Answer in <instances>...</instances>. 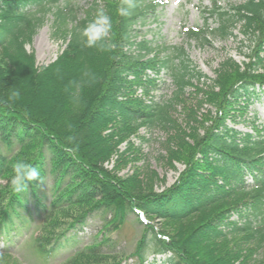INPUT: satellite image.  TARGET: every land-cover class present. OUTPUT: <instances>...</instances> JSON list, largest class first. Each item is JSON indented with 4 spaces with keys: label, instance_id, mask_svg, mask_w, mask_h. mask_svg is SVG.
<instances>
[{
    "label": "trees",
    "instance_id": "obj_1",
    "mask_svg": "<svg viewBox=\"0 0 264 264\" xmlns=\"http://www.w3.org/2000/svg\"><path fill=\"white\" fill-rule=\"evenodd\" d=\"M241 1L223 8L214 0L202 11L206 24L187 31L202 45L247 43L245 60L224 59L212 78L183 47L139 39L138 26L157 18L159 0H132L127 16L119 14L127 0H92L80 20L69 1L62 8L61 0H0V264H23L12 233L33 223L38 251L49 258L94 215L104 219L103 236L131 213L144 226L132 255L139 264L151 254L168 256L167 264H264V123L242 120L257 91L264 94V0ZM98 9L112 20L107 48L86 47L81 37ZM51 13L66 48L39 67L27 46ZM162 74L173 85L166 99L155 97ZM142 130L165 134L167 168L184 166L162 191L166 180L148 165L121 176L139 161L130 156ZM18 160L35 166L43 184L16 193ZM107 242L77 249L62 264H121L124 257L104 251Z\"/></svg>",
    "mask_w": 264,
    "mask_h": 264
},
{
    "label": "rangeland",
    "instance_id": "obj_2",
    "mask_svg": "<svg viewBox=\"0 0 264 264\" xmlns=\"http://www.w3.org/2000/svg\"><path fill=\"white\" fill-rule=\"evenodd\" d=\"M71 3V9L74 11V16L77 20L83 19L85 10L88 8L92 0H61L60 6H66V2ZM157 1V0H153ZM162 5L159 7L157 18L150 17L143 25L137 28L139 39H147L153 42L154 45H166L172 48L183 47L190 59L208 76L214 78L215 70L220 63L232 57L237 62L245 60L244 55L248 53L246 44L241 42L242 37L238 39L220 40L210 38V44L202 45L199 42L190 40L187 36V31L190 29H200L206 23L202 11L205 8H211L214 0H159ZM241 0H218L221 7L227 8L230 5L240 4ZM55 18L51 13L48 15L46 23L34 37L33 43L27 46L29 52L34 53L39 67L48 66L53 63L66 48V42L58 36H54L56 28L54 27ZM208 26L215 28L217 21L214 18H209ZM238 35V31H236ZM163 56V55H162ZM159 91L155 97L166 99L171 95L173 90L172 82L168 75L162 74L159 84ZM259 98L254 99L253 105L249 108L246 116L242 120L247 123L251 122L254 117L258 118V124L264 123V94L257 91ZM179 113V112H178ZM240 130L246 132L250 129L246 124L238 126ZM140 136L144 138L133 139L135 147L138 149L136 153L130 156V159H139L137 162H131L122 172L121 176L132 174L135 167H143L148 165L151 170L156 171L161 179H165V183L159 190L162 191L171 187L179 178L184 166L176 164L177 170L167 168V165L160 159L161 155H165L163 143L165 134L159 131L142 130ZM125 145L121 147L123 151ZM114 163L108 167L112 169ZM49 191L48 185L44 186V191ZM110 217H108L109 219ZM143 221L147 223L145 217ZM237 218L234 217L233 220ZM104 225V219L100 215L91 217L84 228H79L73 232L70 237V242L64 247L57 250L52 257L45 258L38 251L37 245L34 242L37 223H33L30 229H24L15 235L13 242V251L15 256L23 264H62L64 259L77 249L86 245H90L95 241L108 239L104 245L105 252L111 253L114 257H121L124 260L121 264H139L137 258L132 255L136 252L138 241L144 233V226L137 220V215L131 213L126 219L123 226L114 232L100 234ZM72 240V241H71ZM4 245L1 244L0 248ZM151 253V250H150ZM168 256H155L151 254L148 257L146 264H167L165 263Z\"/></svg>",
    "mask_w": 264,
    "mask_h": 264
},
{
    "label": "clouds",
    "instance_id": "obj_3",
    "mask_svg": "<svg viewBox=\"0 0 264 264\" xmlns=\"http://www.w3.org/2000/svg\"><path fill=\"white\" fill-rule=\"evenodd\" d=\"M133 6L132 0H127L126 6L120 7L119 14L121 16L129 15ZM111 28V17L103 9H98L95 18L87 23L81 30V37L84 45L86 47H96L97 45H100L101 48L109 47L110 45L107 43V38ZM18 96V92L14 91L11 93V99L13 100L18 98ZM72 101L77 105L81 102L79 87H77V90L72 94ZM69 139L74 141L73 137H70ZM13 173L14 175L11 179V186L16 193L24 192L32 182L43 184V178L41 177L39 170L30 163L21 160L16 161Z\"/></svg>",
    "mask_w": 264,
    "mask_h": 264
}]
</instances>
